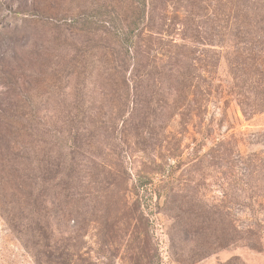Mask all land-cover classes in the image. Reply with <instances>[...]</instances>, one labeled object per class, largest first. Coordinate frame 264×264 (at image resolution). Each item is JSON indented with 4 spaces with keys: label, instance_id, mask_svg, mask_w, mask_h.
<instances>
[{
    "label": "rangeland",
    "instance_id": "rangeland-1",
    "mask_svg": "<svg viewBox=\"0 0 264 264\" xmlns=\"http://www.w3.org/2000/svg\"><path fill=\"white\" fill-rule=\"evenodd\" d=\"M256 3L0 0V264H264Z\"/></svg>",
    "mask_w": 264,
    "mask_h": 264
},
{
    "label": "trees",
    "instance_id": "trees-1",
    "mask_svg": "<svg viewBox=\"0 0 264 264\" xmlns=\"http://www.w3.org/2000/svg\"><path fill=\"white\" fill-rule=\"evenodd\" d=\"M256 1H257V0H256ZM260 1H262L261 5H258V4L256 3L255 6H256V8L262 10V14H261V16H262V22H263V21H264V17H263V16H264V0H260ZM254 2H255V0H254ZM260 18H261V17H260ZM260 18H259L258 21L261 22V19H260ZM220 264H242V263L239 262L237 258H232V259H229V260H227L226 262H224V263H220Z\"/></svg>",
    "mask_w": 264,
    "mask_h": 264
}]
</instances>
